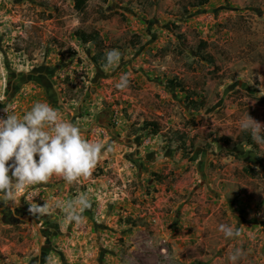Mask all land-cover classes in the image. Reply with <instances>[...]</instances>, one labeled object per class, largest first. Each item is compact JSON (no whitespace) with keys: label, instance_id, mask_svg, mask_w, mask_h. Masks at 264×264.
I'll return each instance as SVG.
<instances>
[{"label":"rangeland","instance_id":"obj_1","mask_svg":"<svg viewBox=\"0 0 264 264\" xmlns=\"http://www.w3.org/2000/svg\"><path fill=\"white\" fill-rule=\"evenodd\" d=\"M195 1L88 0L78 13L72 0H0V117L46 102L102 144L89 177L0 202V264H264V145L238 140L246 114L264 126V0ZM76 29L119 63H94ZM81 193L90 207L70 222L64 203Z\"/></svg>","mask_w":264,"mask_h":264},{"label":"clouds","instance_id":"obj_2","mask_svg":"<svg viewBox=\"0 0 264 264\" xmlns=\"http://www.w3.org/2000/svg\"><path fill=\"white\" fill-rule=\"evenodd\" d=\"M120 52L111 49L106 54L105 67L118 64ZM128 77L121 75L118 89L128 86ZM241 129L249 131L258 145H264V126L246 114ZM102 144L82 138L81 130L71 122L60 118L55 109L46 102H36L22 117L10 114L0 117V202L11 200L17 190L29 185L46 183L52 176H59L72 183L91 175ZM46 205L29 207L28 211L40 214ZM90 207L87 193L65 201L66 219L80 222L82 213ZM218 230L226 238L239 236V231L227 224ZM237 250L230 259L236 261Z\"/></svg>","mask_w":264,"mask_h":264},{"label":"trees","instance_id":"obj_3","mask_svg":"<svg viewBox=\"0 0 264 264\" xmlns=\"http://www.w3.org/2000/svg\"><path fill=\"white\" fill-rule=\"evenodd\" d=\"M73 1V8L78 12L82 13L84 9L86 8L88 0H72ZM209 0H196L194 3H192L190 6L193 8L202 7L205 6L208 3ZM73 35L76 39H78L80 42L84 43L85 45H91L94 48V55L92 57V61L94 63L97 62H105L104 60V43L103 39L101 38L100 34L95 31L91 30L90 32H85L80 29H76L73 32ZM202 48L205 47V44L202 42L200 43ZM202 58H204V55H202ZM179 87V86H178ZM143 129H150L153 135H157L160 132V128L157 125V123L149 122L145 123ZM174 135L177 137L178 142V150L182 152V155L190 154L193 149L195 148L194 141L192 139H188L187 135L179 132H175ZM238 140L241 142L249 145V146H257V144L253 141L251 138V134L249 131H241L238 135ZM217 141H220L218 139Z\"/></svg>","mask_w":264,"mask_h":264},{"label":"crops","instance_id":"obj_4","mask_svg":"<svg viewBox=\"0 0 264 264\" xmlns=\"http://www.w3.org/2000/svg\"><path fill=\"white\" fill-rule=\"evenodd\" d=\"M33 103V102H32ZM35 103V102H34ZM33 103V104H34ZM32 104V105H33ZM32 105H30V104H26V103H21V104H19V108H21V113L20 114H24V112H26V111H28V110H30L31 109V107H32ZM12 110V114H16L17 116H18V114L17 113H15L16 112V110H15V108H12L11 109Z\"/></svg>","mask_w":264,"mask_h":264},{"label":"water","instance_id":"obj_5","mask_svg":"<svg viewBox=\"0 0 264 264\" xmlns=\"http://www.w3.org/2000/svg\"><path fill=\"white\" fill-rule=\"evenodd\" d=\"M26 209H22L21 212H17L19 215L20 213H23Z\"/></svg>","mask_w":264,"mask_h":264}]
</instances>
